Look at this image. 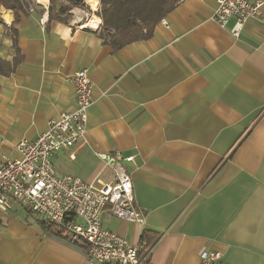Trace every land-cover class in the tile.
Masks as SVG:
<instances>
[{
    "label": "crops",
    "instance_id": "0c3cea01",
    "mask_svg": "<svg viewBox=\"0 0 264 264\" xmlns=\"http://www.w3.org/2000/svg\"><path fill=\"white\" fill-rule=\"evenodd\" d=\"M43 1L16 22L0 7V58L22 56L0 75V164L74 108L69 77L87 69V132L51 157L55 171L100 186L114 179L101 154L132 155L121 163L145 216L127 221L106 205L101 226L132 244L157 236L148 264H200L214 248L223 251L216 264H264V26L246 21L234 37L233 17L224 27L211 20L216 0H181L168 27L158 22L151 38L113 51L98 35V0L74 7L67 23L48 21ZM0 264L88 260L21 207L0 213Z\"/></svg>",
    "mask_w": 264,
    "mask_h": 264
},
{
    "label": "built area",
    "instance_id": "2783aa9c",
    "mask_svg": "<svg viewBox=\"0 0 264 264\" xmlns=\"http://www.w3.org/2000/svg\"><path fill=\"white\" fill-rule=\"evenodd\" d=\"M37 1V0H34ZM48 2L43 3L45 10ZM236 20L231 34L238 37L242 24L255 21L264 26V1L216 0L211 20L224 27L230 18ZM169 26L164 17L160 21ZM75 92V106L48 122L47 129L36 139L22 138L15 144L18 156H3L0 164V213L25 207L46 224L62 225L71 243L84 245L88 264H148L151 249L140 253L142 246L101 226L100 217L106 205L111 213L131 222L143 223V211L135 204L130 174L121 161H133L117 151L101 154L105 165L114 170L111 183L96 186L71 174L58 175L51 157L84 139L88 108L93 102V85L87 69L70 75ZM220 248L203 249L200 264L221 260Z\"/></svg>",
    "mask_w": 264,
    "mask_h": 264
},
{
    "label": "trees",
    "instance_id": "16d2710c",
    "mask_svg": "<svg viewBox=\"0 0 264 264\" xmlns=\"http://www.w3.org/2000/svg\"><path fill=\"white\" fill-rule=\"evenodd\" d=\"M99 8L96 14L100 17L101 23L98 30L99 37L103 43L109 45L113 51L124 46L152 37L155 26L158 22L170 13L181 0H98ZM48 21L67 23L72 7L84 9L85 0H49ZM32 6L31 0H0V7L9 9L14 14V22L19 19V13L26 14ZM13 43L17 46L16 30H13ZM17 55L12 61L0 58V75H11L22 60L17 49ZM36 219L37 225L47 235L68 243L80 250H83L82 243H71L66 230L62 225L46 224L42 219ZM157 236L147 235L143 232L140 238L142 246L141 254L150 249L156 241ZM148 263V260H147Z\"/></svg>",
    "mask_w": 264,
    "mask_h": 264
},
{
    "label": "bare ground",
    "instance_id": "6f19581e",
    "mask_svg": "<svg viewBox=\"0 0 264 264\" xmlns=\"http://www.w3.org/2000/svg\"><path fill=\"white\" fill-rule=\"evenodd\" d=\"M46 0H44L43 2H45ZM43 2H41V3H43ZM39 3H40V1H39ZM97 3V1L96 0H90V4L92 5V6H95V4Z\"/></svg>",
    "mask_w": 264,
    "mask_h": 264
},
{
    "label": "rangeland",
    "instance_id": "374dc122",
    "mask_svg": "<svg viewBox=\"0 0 264 264\" xmlns=\"http://www.w3.org/2000/svg\"><path fill=\"white\" fill-rule=\"evenodd\" d=\"M63 1L65 2V0H63ZM34 2H35V1H34ZM85 4H86V2H85ZM73 8H74V7H72L71 10H72ZM86 8H88V7H87V4H86V7H85L84 9H86ZM71 10H70V11H71ZM69 13H70V12H69ZM70 17H71V13H70ZM70 17H69V18H70ZM68 20H69V19H68ZM2 159H3V157H2Z\"/></svg>",
    "mask_w": 264,
    "mask_h": 264
}]
</instances>
